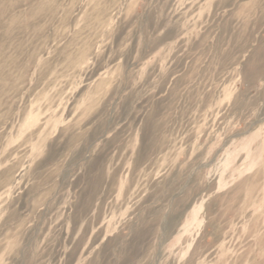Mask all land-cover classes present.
<instances>
[{
    "label": "rangeland",
    "instance_id": "1",
    "mask_svg": "<svg viewBox=\"0 0 264 264\" xmlns=\"http://www.w3.org/2000/svg\"><path fill=\"white\" fill-rule=\"evenodd\" d=\"M0 264H264V0H0Z\"/></svg>",
    "mask_w": 264,
    "mask_h": 264
}]
</instances>
